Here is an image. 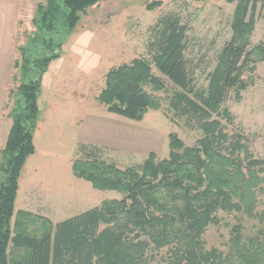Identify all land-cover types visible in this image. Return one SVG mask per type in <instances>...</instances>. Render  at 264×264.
<instances>
[{
	"label": "trees",
	"instance_id": "1",
	"mask_svg": "<svg viewBox=\"0 0 264 264\" xmlns=\"http://www.w3.org/2000/svg\"><path fill=\"white\" fill-rule=\"evenodd\" d=\"M100 1L39 3L30 42L41 41L43 50L31 58L28 48H21L16 67L24 80L16 93L23 101L12 110L13 125L0 148V264H153L152 248L169 249L166 264H264V159L252 153L243 134L226 132L220 119L232 118L223 109L228 90L235 89L241 98L249 86L244 75L264 61V40H251L255 9L264 0H238L232 37L221 49L207 87L198 86L190 71L186 26L171 17L162 20L151 43L152 60L137 57L106 74L98 100L109 112L141 121L150 110L163 107L159 93L166 92L174 114L203 132L197 144L188 146L171 133L168 158L159 160L151 152L142 166L126 168L98 158L97 148L82 144L74 174L96 189L121 192L122 199L104 201L57 224L16 209L23 169L37 151L42 79L60 57L61 42L46 35L56 30L60 16L72 33ZM226 217L233 219L227 251L207 248L208 227L223 224ZM246 219L255 223L252 233L245 229Z\"/></svg>",
	"mask_w": 264,
	"mask_h": 264
},
{
	"label": "rangeland",
	"instance_id": "2",
	"mask_svg": "<svg viewBox=\"0 0 264 264\" xmlns=\"http://www.w3.org/2000/svg\"><path fill=\"white\" fill-rule=\"evenodd\" d=\"M41 2L45 0H4L7 9L2 25L12 35L18 60L22 58L21 48H28L31 58L43 50L41 41L30 42L36 30L33 18ZM237 2L101 0L82 15L72 33L67 32L60 16L56 30L46 35L61 42V48L60 57L51 62L42 79L40 117L34 134L37 153L29 158L20 180L30 204L28 211L32 209L57 224L101 206L104 201L123 198L119 191L96 189L90 181L74 174L73 162L83 155L82 144L89 150L97 148L98 158L121 168L142 166L151 152H155L159 160L168 158L171 133L178 134L188 146L197 144L203 132L194 123L190 125L174 114L166 92L159 93L164 98L163 107L150 110L141 121L109 112L98 97L110 69L137 57L152 60L151 43L158 36L162 20L170 17L186 26V58L190 71L198 86L207 87L218 55L232 37ZM149 5L154 8L149 9ZM255 19L252 44L264 40L263 3L257 5ZM255 67L253 72L247 71L244 75L249 86L241 92V98L237 97L235 89L228 90L223 109L228 108L232 118L220 119L226 132L243 134L252 153L264 159V61L257 62ZM154 71L157 73L155 66ZM15 74L11 95L8 92L10 80L4 82V93L10 96L6 106L9 112L2 114L10 116L9 120L2 116L7 125L11 118L13 120L16 102L23 101L16 93L24 80L20 68ZM261 199L264 201V197ZM221 216L225 217L223 213ZM232 220L226 217L223 224L208 227L204 235L207 248L214 246L227 251ZM254 224L246 219L247 233L254 231ZM168 253V248L149 251L153 264H166Z\"/></svg>",
	"mask_w": 264,
	"mask_h": 264
},
{
	"label": "crops",
	"instance_id": "3",
	"mask_svg": "<svg viewBox=\"0 0 264 264\" xmlns=\"http://www.w3.org/2000/svg\"><path fill=\"white\" fill-rule=\"evenodd\" d=\"M7 9V6L4 5V0H0V146L3 144V147H0L3 149L6 146L8 136L11 130V127L13 125V120L11 118V122L7 125V122L3 121V118L8 120L10 119V116L6 117V115L9 112V110L6 109L7 102L9 100V95L10 92L14 89V82H15V71L17 70L16 68V62L18 60V50L17 47H15V44L13 45L12 40V35L10 32L5 29V27L2 25V20L4 17V13ZM12 54V58H11ZM7 80H10V87L8 89L9 95L7 93H4V82ZM12 81V83H11ZM3 105H5L3 107ZM3 116V118H2ZM37 153V152H36ZM35 155V154H34ZM30 158V157H29ZM29 160V159H28ZM27 160V162H28ZM26 166V165H25ZM20 183V188L16 200V209H24V210H29L27 206L30 204L27 202V196H25V189L22 187ZM18 204H22L21 207L18 206ZM32 211V209H30ZM34 212V211H32Z\"/></svg>",
	"mask_w": 264,
	"mask_h": 264
}]
</instances>
